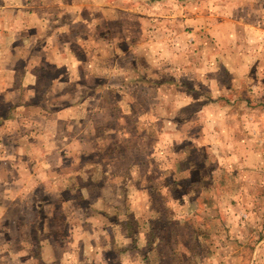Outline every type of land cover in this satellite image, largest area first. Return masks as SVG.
<instances>
[{
  "label": "crops",
  "instance_id": "1",
  "mask_svg": "<svg viewBox=\"0 0 264 264\" xmlns=\"http://www.w3.org/2000/svg\"><path fill=\"white\" fill-rule=\"evenodd\" d=\"M175 1L183 6V23L197 28V2L203 1ZM226 1L232 12L235 5ZM251 1H242L249 3L246 13L263 16V0ZM141 2L157 1L0 0V264H62L61 258L83 264L85 250L93 254L108 245L148 264L153 240L146 251L137 234L141 250H128L123 220L119 225L114 218L123 203L133 218L150 212L148 192L138 178L125 190L120 181L154 168L167 178L176 170L181 178L192 173L196 180L210 179L209 167L199 171L213 151L198 152L197 93H185L174 76L167 41L165 49L153 50L155 26L148 13L136 11ZM211 10L200 11L199 18ZM139 85L155 101L151 112L136 101ZM196 185L188 194L178 184L172 188V217L200 207L217 210L203 202L217 195L211 184L205 192ZM193 193L200 195L195 204ZM139 199L145 204L137 207ZM84 205L96 211L81 219ZM87 238L92 244L83 248ZM59 242L65 244L60 249Z\"/></svg>",
  "mask_w": 264,
  "mask_h": 264
},
{
  "label": "rangeland",
  "instance_id": "2",
  "mask_svg": "<svg viewBox=\"0 0 264 264\" xmlns=\"http://www.w3.org/2000/svg\"><path fill=\"white\" fill-rule=\"evenodd\" d=\"M155 1L139 3L136 11L148 13V23H154L153 50L165 49L167 41L173 48L174 61L170 60L175 65L174 76L187 88L185 93H197L193 127L197 142L202 143L198 152L213 151L210 164L202 155L197 156L205 159H197L200 173L208 167L209 174L212 171L210 182L200 183L211 184L210 191L217 194L203 201L217 210L201 211L200 207L190 216L179 211L174 217L171 214L168 221L152 223L154 249L147 262L264 264V35L259 30L264 28V15L247 14L249 3L243 0H229L235 5L232 12L228 11L226 0H202L197 2L194 28L179 17L183 13L179 2ZM210 8V15L205 13L199 18L200 11ZM150 14L153 21L148 20ZM232 24L237 27L231 32ZM156 69L163 67L158 65ZM15 80L8 78L7 82ZM136 91L137 103L146 111H153L155 101L148 94L149 88L139 85ZM203 188L201 191L205 192ZM144 202L139 199L136 206H143ZM63 213L68 216V212ZM186 216L187 220L182 221ZM56 224L64 230L63 225ZM61 243H56L58 249L65 245ZM87 243L83 248L92 244L90 238ZM71 246L67 245L69 249ZM80 247L78 244L77 252ZM112 247L108 245L93 254L90 249L85 250L83 264H135L138 260V264H144L139 257L135 260L133 254L117 255ZM59 260L53 264H59ZM61 261L76 263L69 258Z\"/></svg>",
  "mask_w": 264,
  "mask_h": 264
},
{
  "label": "trees",
  "instance_id": "3",
  "mask_svg": "<svg viewBox=\"0 0 264 264\" xmlns=\"http://www.w3.org/2000/svg\"><path fill=\"white\" fill-rule=\"evenodd\" d=\"M195 152L197 150L195 149ZM196 167V166H195ZM136 171V170H135ZM162 169L154 168L148 174H145L143 177V174L141 175L140 172H136L135 177L133 180L129 178L125 180L120 181V187L122 190H125L123 186H130L132 183L134 184L135 179L138 178V182L140 187H142L144 192H148V202H149V207L151 208V211L148 213H143L140 216L132 217L131 213L128 211L127 207L124 206V203L120 209H124L123 211H118V209L115 212L114 218L116 222H118L119 225H121L122 220H123V226H124V235H126V240H128L127 244L130 245L129 249L126 248V244L123 248L122 251L125 250H141L138 244L135 243V236L137 234L142 238V240L145 242L143 245V248L146 249V251L149 250V244L151 240V237L153 236L152 231H154L153 227L149 225V223L152 221V223H157V222H163L168 220L171 217V213H168V208H171L169 204H171L176 198L175 194L172 192V188L177 186V184L180 186L183 191H185L186 194L193 190H197V185L196 182L198 183H204V182H210L209 176L206 178H198L196 180V174L195 175H188L186 173L184 178H181L180 176L177 175L176 170L173 171L171 176L167 178L165 173H163ZM188 175V176H187ZM200 183V188L205 187L206 184H201ZM95 188V187H94ZM166 188V190L163 192V189ZM170 188V191H169ZM211 188V186H210ZM199 189V188H198ZM193 199V203L199 202L200 195L197 193L191 194ZM95 194H91L90 198L93 200L95 197ZM190 196V195H189ZM188 196V198H189ZM123 198L125 197L124 195L122 196ZM124 202V201H123ZM204 202V201H203ZM203 205V203H202ZM203 208H206L204 205ZM94 210V211H93ZM91 209L89 210L85 205L83 206V210L80 209V218L83 219L86 216L90 215L91 212L95 213L96 209ZM124 216V217H122ZM205 216H209V218L213 217L210 214H207ZM120 227V226H119ZM142 254V258H146V254L140 252Z\"/></svg>",
  "mask_w": 264,
  "mask_h": 264
}]
</instances>
